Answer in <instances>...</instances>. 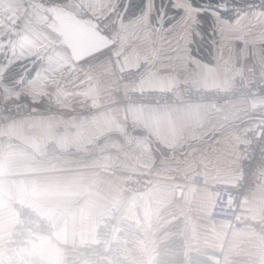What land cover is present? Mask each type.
Segmentation results:
<instances>
[{"label": "crops", "instance_id": "0c3cea01", "mask_svg": "<svg viewBox=\"0 0 264 264\" xmlns=\"http://www.w3.org/2000/svg\"><path fill=\"white\" fill-rule=\"evenodd\" d=\"M122 2L57 5L97 21L115 40L74 62L49 24L44 11L49 6L0 0V34L18 31L13 43L0 39V264H85L80 245L91 241L97 224L112 213L117 215L113 238L130 264H156L160 245L172 233L186 253L197 251L203 243L194 227L210 223L226 226L225 232L210 233L211 243L233 251L234 261L229 256L220 264H264L261 235L209 217L215 185L233 184L239 176L238 147L243 133L262 122L264 95L221 105L122 101L131 87L177 94L184 83L227 88L245 63H252L263 80L264 11L233 12L229 18L188 0H171L180 11L173 14L161 0H146L142 13L124 20ZM206 45L209 62L192 51ZM141 65L145 68L132 84H121L123 70ZM44 100L55 111L34 115ZM62 109L72 115L62 117ZM6 111L14 117L1 121ZM133 173L146 175L148 182L126 197L124 183ZM198 174L205 184L194 183ZM263 201L264 181L243 203L244 215L258 220ZM16 205L33 209L52 226L49 237L33 241L19 255L11 249Z\"/></svg>", "mask_w": 264, "mask_h": 264}, {"label": "built area", "instance_id": "2783aa9c", "mask_svg": "<svg viewBox=\"0 0 264 264\" xmlns=\"http://www.w3.org/2000/svg\"><path fill=\"white\" fill-rule=\"evenodd\" d=\"M46 6L62 5L69 1L77 0H33ZM224 7L225 11H264V0H221L212 4L218 10ZM108 24L105 20L102 25ZM141 70L131 68L119 74L121 84H132ZM264 95V79L258 80L252 63H245L240 70L238 78L227 88L203 89L184 83L180 93L173 90H138L129 88L124 91L122 101L141 106L168 107L176 104L212 103L228 104L234 99H251ZM44 106L32 111L34 115H44L55 111L50 106V101L44 100ZM59 114L69 118L72 113L60 110ZM14 117L10 111L2 114L1 121ZM262 122L242 135L238 147L240 160V173L233 184H217L214 187L215 198L209 211L212 220L228 224L232 229L243 230L247 227L262 236L264 241V201L261 216L258 220H251L244 214L247 209L243 203L257 191L264 181V115ZM194 183L203 185L205 179L198 174L193 178ZM148 182L146 175L133 173L124 183L123 193L126 197L145 187ZM15 223L12 234L11 247L13 251L20 252L33 241L44 239L52 234V226L48 219L38 215L33 209L25 205L14 207ZM117 221L116 213L104 217L96 226L93 239L84 242L79 249L85 264H130L131 259L125 253L122 244L113 238Z\"/></svg>", "mask_w": 264, "mask_h": 264}, {"label": "water", "instance_id": "95a60500", "mask_svg": "<svg viewBox=\"0 0 264 264\" xmlns=\"http://www.w3.org/2000/svg\"><path fill=\"white\" fill-rule=\"evenodd\" d=\"M218 10L225 11V8L219 7ZM44 11L49 24L53 26L54 32L68 49L74 62L92 57L108 49L115 42L100 30L97 21L79 18L57 5L44 7Z\"/></svg>", "mask_w": 264, "mask_h": 264}, {"label": "trees", "instance_id": "16d2710c", "mask_svg": "<svg viewBox=\"0 0 264 264\" xmlns=\"http://www.w3.org/2000/svg\"><path fill=\"white\" fill-rule=\"evenodd\" d=\"M159 0H156V3ZM162 3L166 4V11L168 13L173 14H179V10H175L171 6V0H161ZM191 2L192 6L199 7V8H212V4L218 3L221 0H188ZM166 2V3H165ZM146 0H127L124 13H123V19L129 20L132 18L137 17L145 8ZM222 15L225 17L232 18L233 12L231 11H222ZM202 20V26L207 27L209 20H207L205 15L201 16ZM192 51L203 58L206 61L211 60L210 56V49L209 46L206 45L205 47H201L200 52L195 51V49H192ZM21 62L16 63V65H19ZM180 242V247H178L173 254L171 250V247L174 246L176 243L178 244ZM175 243V244H174ZM186 246L182 242L181 238L177 239L176 241H166L162 243L159 247L158 257H157V263L156 264H217L214 261L211 260L209 255L213 254L211 251L207 250H198V251H190V253H186Z\"/></svg>", "mask_w": 264, "mask_h": 264}, {"label": "rangeland", "instance_id": "374dc122", "mask_svg": "<svg viewBox=\"0 0 264 264\" xmlns=\"http://www.w3.org/2000/svg\"><path fill=\"white\" fill-rule=\"evenodd\" d=\"M126 3H127V0H124V2H122L121 4H120V10H124L125 9V6H126ZM166 3V2H165ZM50 6H52V5H50ZM211 9H213V8H211ZM18 24V23H17ZM17 28H15L14 30H12V32L13 33H11V32H8V33H6V34H0V36H1V41H4V42H6V43H13V42H15V41H17V38H18V31L16 30ZM25 62H27V61H25ZM27 65H30V62L27 64ZM143 68H145V66H143V65H141V66H139V67H137V69H139V70H141L140 72H139V74H138V76L137 77H139V75L141 74V72H143ZM136 69V68H135ZM48 101H50V100H48ZM50 106L52 107L53 105H52V103H51V101H50ZM43 107H45V106H43ZM62 110H64V109H62ZM61 110V111H62ZM60 111V110H59ZM58 111V112H59ZM15 218V217H14ZM13 218V219H14ZM14 223H15V219H14ZM172 228H174V230H175V228L176 227H172ZM195 229H197L198 230V232H197V236H198V238H197V240H199V241H197V242H199V243H203V245H201V248H198V245L196 246V250L198 251V250H207V251H211L213 254H211V255H213V257L215 256L216 258H217V260L219 261V264H220V262L222 261V259H226V257H229V256H231V255H233V251H232V253H231V251H225V246H222L221 244L220 245H217V246H215V244L216 243H214V244H212L211 243V240H210V233L213 231L214 233H216V232H225V229H226V226L225 225H220V224H215V223H210L209 225H204V226H198V227H194ZM13 229H14V224H13ZM13 229H12V234H13ZM173 232V231H172ZM194 234V233H193ZM194 236H196L195 234H194ZM177 239H180L179 238V236L177 235V234H174V233H172L171 234V236L169 237V239L167 240V241H176ZM11 241H12V235H11ZM263 243H264V241H263ZM175 244V243H174ZM32 245V244H31ZM30 245V246H31ZM212 245H214V247L213 248H209V247H211ZM203 246V247H202ZM222 246V247H221ZM178 247H180V242H178V244L176 243L174 246H172L171 247V250H169L170 252L172 251V253L174 254L175 253V251H176V249L178 248ZM217 247V248H216ZM27 248V247H26ZM11 249H12V247H11ZM13 250V249H12ZM24 250V249H23ZM15 252V251H14ZM15 255H19V254H21V252H16V253H14ZM224 255H225V257H224ZM236 260H239V259H236ZM34 261V260H33ZM227 261V260H226ZM228 261L231 263L232 261H234V257H232L231 256V258H229L228 259ZM222 263V262H221Z\"/></svg>", "mask_w": 264, "mask_h": 264}, {"label": "snow or ice", "instance_id": "6c2138e0", "mask_svg": "<svg viewBox=\"0 0 264 264\" xmlns=\"http://www.w3.org/2000/svg\"><path fill=\"white\" fill-rule=\"evenodd\" d=\"M45 19H47V17H45Z\"/></svg>", "mask_w": 264, "mask_h": 264}]
</instances>
